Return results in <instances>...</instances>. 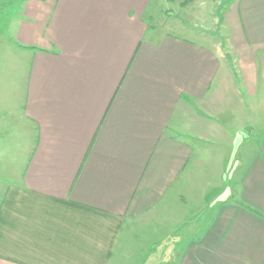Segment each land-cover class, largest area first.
I'll return each instance as SVG.
<instances>
[{"label": "crops", "instance_id": "0c3cea01", "mask_svg": "<svg viewBox=\"0 0 264 264\" xmlns=\"http://www.w3.org/2000/svg\"><path fill=\"white\" fill-rule=\"evenodd\" d=\"M161 1L25 0L0 33V60L16 64L0 71V138L16 123L28 143L22 167L1 165L14 173L0 264H116L141 220L164 217L168 198L191 202L203 143L230 139L232 125L235 193L174 264H264V134H241L264 123V0L223 10L234 63L207 35L151 26ZM11 149L0 154L17 160Z\"/></svg>", "mask_w": 264, "mask_h": 264}, {"label": "rangeland", "instance_id": "374dc122", "mask_svg": "<svg viewBox=\"0 0 264 264\" xmlns=\"http://www.w3.org/2000/svg\"><path fill=\"white\" fill-rule=\"evenodd\" d=\"M24 1L0 0V33L4 32L6 25L15 16L18 7ZM231 1L233 0H162L159 8L157 7V12L152 14L150 25L158 30H176V33L188 34V36L193 35L192 30L197 34L207 35L216 42H220L221 52H224V56L230 62L234 63V60L237 58L231 48L232 34L231 31L226 30L227 27H223L222 20L223 10ZM1 50L2 48L0 47ZM6 62L0 60V71L1 69H14L16 66L13 61L8 62L9 66H6ZM10 63L13 65H10ZM16 76L15 72H12L14 79ZM0 83L9 84L8 76L4 73L1 74V72ZM255 109L258 110L259 108ZM7 117L0 115L1 120ZM19 125L16 123L14 125H8L7 127L11 129V132L8 131L7 134L2 135L0 138V146H2L0 152L5 147L6 149L12 148L9 151L7 150V152L17 157L16 160V158L12 159L11 156L2 155L1 153L0 170H2L1 165L6 167L12 162L13 166L19 168L26 162L28 147L26 137L22 133L21 139V133L18 132L17 135L20 140H16V134L13 129L15 128L16 130ZM228 128L232 131L230 139L229 137L227 140L225 137H221V139L215 138V141H212V147L209 143H203L207 147H205L202 155L203 161L200 163L198 185L195 186L196 191L193 189L194 191L191 193L190 189H188L189 194H185V196L190 198L191 202L184 205L175 201L176 198H168L170 205L168 204L167 208L170 209L171 207V209L164 217H158L157 215L155 218L141 220L135 230L133 232L131 231V235H127L126 242L123 243L122 248L118 252L116 264H174L177 251L181 244L185 240L200 234L217 203L224 201V199L226 200L230 195L231 197L234 195L233 176L235 172L233 170L235 165L241 161L243 152L240 151L241 136L237 131L238 128L235 129L233 125ZM241 134L244 139L247 138V143L248 140L253 142L252 138L254 134H264V123L259 125L249 124ZM16 143H19V145H15ZM228 146L230 148V156ZM245 147H247V144L241 150L245 149ZM3 171L0 172V201L4 191V184L10 178L12 180L14 173V171L9 170L6 172L5 170ZM206 184H214L216 186L207 189L205 197H199L204 192L203 190L205 189L203 187ZM196 201L198 202L195 203ZM188 207H194L195 210H193V215L187 214V217H192L186 221V227L179 226L174 230V219L176 215H181Z\"/></svg>", "mask_w": 264, "mask_h": 264}]
</instances>
